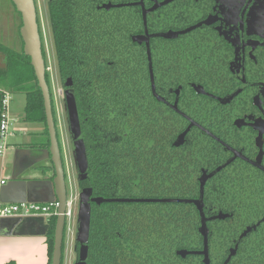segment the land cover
<instances>
[{"label":"trees","instance_id":"trees-1","mask_svg":"<svg viewBox=\"0 0 264 264\" xmlns=\"http://www.w3.org/2000/svg\"><path fill=\"white\" fill-rule=\"evenodd\" d=\"M132 1L49 2L61 83L64 92L71 90L75 94L89 162L88 176L79 180V187L91 188L93 197L134 200L92 204L87 264H204L200 255H179L183 250L204 249L199 232L201 216L193 203L137 201L197 200L203 174L224 161L214 146H203L204 139L197 129L187 134L183 145L176 146L178 137L187 129L182 114L187 116L189 111L196 117L202 102V97L191 89L192 83L200 82L194 77L197 71L194 76L186 74L190 55L201 48L171 45L162 39L152 43L156 93L168 105L158 101L152 92L147 50L135 39L143 31L141 10L116 7ZM19 18V48L0 44L4 59L0 86L11 94H25L23 120L45 126L44 133L37 137L42 139L34 138L32 146L48 151L50 136L44 99L31 60L24 54L20 14ZM151 19L149 16V28L159 31L152 28ZM43 55L45 59L44 49ZM205 66L211 74L214 65ZM205 76L208 81L214 80L206 73ZM46 80L50 87L47 74ZM178 86L184 90L178 104L180 113L169 107ZM51 170L55 177L53 165ZM224 175L218 174L205 189L206 216L221 209L215 206L217 194L228 196L227 189L219 187L230 183L228 179L221 180ZM239 217L208 222L211 264L219 262L214 252L218 241L224 242L242 228ZM56 222L57 217L50 219L46 229L49 264ZM76 252L78 259V243Z\"/></svg>","mask_w":264,"mask_h":264},{"label":"flooded vegetation","instance_id":"flooded-vegetation-1","mask_svg":"<svg viewBox=\"0 0 264 264\" xmlns=\"http://www.w3.org/2000/svg\"><path fill=\"white\" fill-rule=\"evenodd\" d=\"M157 5L161 6L147 14L145 23L144 10L149 11ZM116 7L141 10L143 31L135 39L145 32L150 36L186 32L171 39L151 38L150 54L152 43L157 44L156 39L166 40L171 45L201 48L188 59L190 66L199 65L189 66L186 74L194 76L197 71L194 77L200 82L192 83L191 89L202 97V102L196 117L188 110L187 116H182L187 128L194 123L190 131L198 130L204 139L203 146L215 147L217 153L224 156L219 166L205 174H211L235 158L214 176L227 174L220 178L230 183L219 187L227 189L228 196L217 194L215 206L221 209L212 216H205L213 221H225L238 215L243 224L224 242L220 239L214 252L218 264H226L227 260V264H264V0H134ZM149 16L152 28L159 31L149 28ZM137 43L147 50L145 42ZM207 63L214 65L211 74L206 69ZM205 73L215 81H208ZM174 95L175 100L169 107L174 110L178 99L174 111L180 113L178 104L184 95L183 88L178 86ZM232 95L228 102H223ZM186 102L189 108L191 100ZM163 103L167 104L165 100ZM32 145L22 148L24 160H30L25 157L28 154L25 151L46 150ZM22 163L28 165V162ZM219 216L223 218H216Z\"/></svg>","mask_w":264,"mask_h":264},{"label":"water","instance_id":"water-1","mask_svg":"<svg viewBox=\"0 0 264 264\" xmlns=\"http://www.w3.org/2000/svg\"><path fill=\"white\" fill-rule=\"evenodd\" d=\"M14 4L17 12L21 15L22 26L20 28V35L24 43V54L30 58L31 66L34 69L38 86L42 91L44 106L46 111V123L50 136V147L47 151L48 155L51 157V162L53 164L55 170V177L50 185L51 198L49 200L42 201L44 203H52L57 200L60 203L56 228H55V236H54V250L52 256L51 264H63V245H64V232H65V212L67 207L68 200V192L67 185L65 179V169L61 155V149L57 137V129L56 122L53 113V103L51 97V89L46 80L47 68L43 55V45L40 34V27L38 24V14L37 7L35 4V0H11ZM169 2V1H167ZM167 2L163 3L166 4ZM161 5L155 6L153 9L149 11L144 10V22L146 23V16L149 12L154 11ZM200 26V25H199ZM188 32V31H187ZM186 32L181 33H166V34H158V35H148L145 32V35L142 37H138L136 40L139 43L145 42L148 50V59H149V69H150V77L152 83V92L154 96L160 102H164V100L159 97L156 93L155 89V80L154 73L152 68V60L150 54V40L153 37H162L165 39L175 38L180 34H185ZM200 92V90H198ZM203 92V91H202ZM180 95V92L178 93ZM235 95V94H234ZM234 95L227 97L223 102H228ZM65 107L67 110L68 123L70 127V131L73 134L74 139V157L75 163L77 166V170L79 173V180L85 179L89 173V162L87 157V151L84 141L82 140L81 134V125L80 119L77 109L76 97L73 91H65ZM178 102V99H177ZM177 102L174 105L173 109L177 110ZM194 126V123L186 129L184 133H182L177 141L176 146H181L184 144L185 137L190 131V129ZM235 158L230 159L228 162L220 166L218 169L213 171L211 174H203L200 179V197L197 200L189 201V200H137L141 202H178V203H193L200 212L201 216V227L199 229L200 234L204 239V250L201 252H190V251H180L179 255L183 258L190 255H200L203 256L204 264H211V259L209 255V229L208 222L213 219L206 218L204 214V190L205 186L209 182L211 178H213L218 172H220L223 168L228 166ZM13 179H16L15 177ZM134 200L128 199H105L103 197H93V192L91 188L82 189L80 193V205L78 212V225H79V233L76 243L79 244V253L76 264H87L88 260V242L90 238V227H91V213H92V204L102 205L104 203H124V202H133ZM34 202L30 198L25 199L22 202ZM216 218H223L222 216ZM215 219V218H214ZM228 262V260H227ZM226 262V264H227Z\"/></svg>","mask_w":264,"mask_h":264},{"label":"rangeland","instance_id":"rangeland-1","mask_svg":"<svg viewBox=\"0 0 264 264\" xmlns=\"http://www.w3.org/2000/svg\"><path fill=\"white\" fill-rule=\"evenodd\" d=\"M37 4L38 21L41 30L42 45L45 53V63L47 68V76L50 81L51 96L54 109V117L56 120L57 137L61 149L62 160L65 169V179L69 199L77 198L74 202L75 215L73 218V237L68 241H64L65 253L68 249L70 252V264H76L77 252L76 241L79 233L78 212L80 205V193L82 189L79 187V173L75 163L73 154L74 139L70 131L67 110L65 107L64 89L62 87L59 67L57 62L56 50L52 34V26L49 15V2L51 0H35ZM19 24L20 18L16 12L11 0H0V44L19 48ZM4 64L3 56L0 55V67ZM0 88H3L0 86ZM12 116L17 119V123L13 127L16 137L12 140V144L19 145L24 142H30L32 136L37 139L39 133L45 131L42 123H27L23 120L24 109L26 104V96L23 93L12 92ZM42 139V137L38 138ZM37 139V140H38ZM11 150V149H10ZM9 150V151H10ZM12 151V150H11ZM11 151L9 153H11ZM3 160L0 158V180L2 178ZM8 171L5 172L7 174Z\"/></svg>","mask_w":264,"mask_h":264},{"label":"crops","instance_id":"crops-1","mask_svg":"<svg viewBox=\"0 0 264 264\" xmlns=\"http://www.w3.org/2000/svg\"><path fill=\"white\" fill-rule=\"evenodd\" d=\"M33 139L32 136L28 143L12 144L11 153L8 151L6 157L1 158L4 172L0 180V203L15 204L30 198L34 201L31 203L45 204L42 201L51 198L50 185L54 177L47 151H25L28 153L25 157L30 160L23 158L22 148L31 145ZM23 161L28 162V165L23 166ZM8 169L9 172L5 174ZM2 181L5 184H1ZM47 226V221L42 218L1 220L0 264H49Z\"/></svg>","mask_w":264,"mask_h":264},{"label":"built area","instance_id":"built-area-1","mask_svg":"<svg viewBox=\"0 0 264 264\" xmlns=\"http://www.w3.org/2000/svg\"><path fill=\"white\" fill-rule=\"evenodd\" d=\"M12 94L0 88V158H5L8 151L12 147V140L16 137L13 127L17 123V119L12 116ZM1 184H5L4 181ZM77 198L71 197L67 200L65 212V232L64 241H68L73 237V218L75 211L73 209L74 202ZM60 203L56 200L52 203L37 204L30 202L3 204L0 203V221L3 219H27L42 218L47 223L53 217L58 216ZM70 252L68 249L65 253L63 245V264H70Z\"/></svg>","mask_w":264,"mask_h":264}]
</instances>
